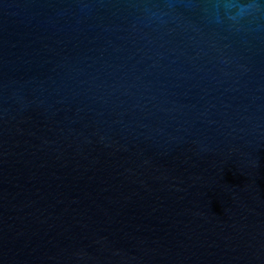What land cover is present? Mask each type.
I'll use <instances>...</instances> for the list:
<instances>
[{"label":"water","instance_id":"95a60500","mask_svg":"<svg viewBox=\"0 0 264 264\" xmlns=\"http://www.w3.org/2000/svg\"><path fill=\"white\" fill-rule=\"evenodd\" d=\"M0 264H264V0H0Z\"/></svg>","mask_w":264,"mask_h":264}]
</instances>
